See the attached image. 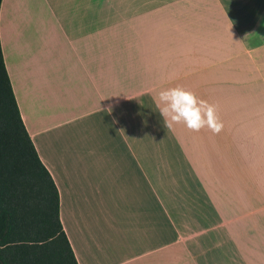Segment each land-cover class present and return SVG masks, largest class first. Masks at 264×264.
I'll return each instance as SVG.
<instances>
[{"label":"crops","instance_id":"crops-1","mask_svg":"<svg viewBox=\"0 0 264 264\" xmlns=\"http://www.w3.org/2000/svg\"><path fill=\"white\" fill-rule=\"evenodd\" d=\"M0 37L78 264H264V0H2Z\"/></svg>","mask_w":264,"mask_h":264},{"label":"trees","instance_id":"trees-1","mask_svg":"<svg viewBox=\"0 0 264 264\" xmlns=\"http://www.w3.org/2000/svg\"><path fill=\"white\" fill-rule=\"evenodd\" d=\"M0 264H78L61 220L58 187L23 121L1 37Z\"/></svg>","mask_w":264,"mask_h":264},{"label":"clouds","instance_id":"clouds-1","mask_svg":"<svg viewBox=\"0 0 264 264\" xmlns=\"http://www.w3.org/2000/svg\"><path fill=\"white\" fill-rule=\"evenodd\" d=\"M153 99L166 129L180 124L192 132L207 128L213 134H219L223 129L217 106L190 89L182 86L163 88Z\"/></svg>","mask_w":264,"mask_h":264}]
</instances>
